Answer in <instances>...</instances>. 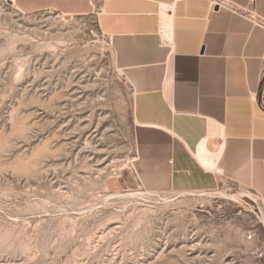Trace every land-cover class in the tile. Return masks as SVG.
Returning a JSON list of instances; mask_svg holds the SVG:
<instances>
[{
    "label": "rangeland",
    "instance_id": "obj_1",
    "mask_svg": "<svg viewBox=\"0 0 264 264\" xmlns=\"http://www.w3.org/2000/svg\"><path fill=\"white\" fill-rule=\"evenodd\" d=\"M100 3L0 0V264H264L250 190L143 184Z\"/></svg>",
    "mask_w": 264,
    "mask_h": 264
},
{
    "label": "crops",
    "instance_id": "obj_2",
    "mask_svg": "<svg viewBox=\"0 0 264 264\" xmlns=\"http://www.w3.org/2000/svg\"><path fill=\"white\" fill-rule=\"evenodd\" d=\"M97 23L134 89L146 188L228 182L264 209V0H101Z\"/></svg>",
    "mask_w": 264,
    "mask_h": 264
},
{
    "label": "built area",
    "instance_id": "obj_3",
    "mask_svg": "<svg viewBox=\"0 0 264 264\" xmlns=\"http://www.w3.org/2000/svg\"><path fill=\"white\" fill-rule=\"evenodd\" d=\"M252 237H253V236L250 234V235L248 236V239H252Z\"/></svg>",
    "mask_w": 264,
    "mask_h": 264
}]
</instances>
